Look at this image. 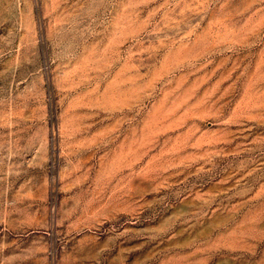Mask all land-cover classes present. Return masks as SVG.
Masks as SVG:
<instances>
[{"label": "rangeland", "instance_id": "1", "mask_svg": "<svg viewBox=\"0 0 264 264\" xmlns=\"http://www.w3.org/2000/svg\"><path fill=\"white\" fill-rule=\"evenodd\" d=\"M0 264H264V0H0Z\"/></svg>", "mask_w": 264, "mask_h": 264}]
</instances>
